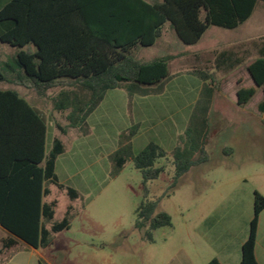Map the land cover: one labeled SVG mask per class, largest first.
Listing matches in <instances>:
<instances>
[{"label": "trees", "instance_id": "trees-1", "mask_svg": "<svg viewBox=\"0 0 264 264\" xmlns=\"http://www.w3.org/2000/svg\"><path fill=\"white\" fill-rule=\"evenodd\" d=\"M259 2L264 0H10L0 9V23L11 26L0 41L16 48L15 62L21 73L10 80L27 81L40 93L58 82L67 81L74 89L63 90L54 99V108L68 111L69 128L84 131L89 116L112 90H124L129 98L135 95L160 94L173 78L166 55L151 61L132 56L137 47H152L161 39L169 25L177 38L187 46L199 43L210 27L234 30L246 23ZM256 58L249 63V76L264 94V40L256 46ZM225 57L228 63L218 61ZM229 51L218 55L215 71L229 72L246 62ZM209 81L201 89L202 98L186 129L171 153L177 182L193 167L207 159L210 137L208 111L215 90L214 75L198 69L193 71ZM8 77L0 70V82ZM256 88H241L237 104L246 106L256 95ZM264 113V100L258 104ZM49 127L40 114L15 90H0V227L13 237L3 239L4 250L17 245L18 238L34 249L52 244V234L70 229L72 206L59 222H53L57 201L44 203L50 195L47 185L65 191L70 200L79 198L72 187L59 182L57 159L66 146L56 137L47 151ZM139 131L135 124L119 135V147L109 156L112 176H118L128 161L141 172L144 180V202L136 211L135 226H149L153 232L170 227L171 217L157 212L158 202L150 201L147 183L165 172L155 167L167 152L156 142H150L137 155L132 152V140ZM63 133H66L62 130ZM264 210V197L255 192L254 217L250 233L242 248L241 264H259L255 256L257 225ZM46 224H50L47 228ZM149 232V233H150ZM150 237V234H148ZM43 264V263H41ZM207 264H221L216 258Z\"/></svg>", "mask_w": 264, "mask_h": 264}, {"label": "rangeland", "instance_id": "rangeland-1", "mask_svg": "<svg viewBox=\"0 0 264 264\" xmlns=\"http://www.w3.org/2000/svg\"><path fill=\"white\" fill-rule=\"evenodd\" d=\"M262 40L264 2H259L253 16L238 28H211L204 37L205 48L247 50V55L244 54L247 62L229 73L200 68L215 75L219 81L218 84L214 81L216 90L209 112L210 137L206 148L209 158L175 182L173 158L165 145L167 159H160L155 164L157 168L166 167L165 172L158 179L149 181L147 188L148 199L159 203L156 213H167L172 225L153 232L149 231V226L141 230L135 226L136 211L145 200L141 172L130 160L122 172L113 177V164L108 157L118 149L119 135L137 123L139 102L129 98L123 90L109 91L104 106L97 107L89 116L84 131L69 128L68 111L55 110L54 99L61 91L74 87L61 81L40 93L27 81L13 83L15 80L9 79L12 72L21 73L15 62L16 49L0 42V49L9 50L0 54V70L8 77V81L0 82V90H16L40 112L49 127L48 152L54 137L63 141L67 151L58 158L56 174L60 183L80 193V198L72 202L66 192L47 185L53 191L47 200H57L54 222L62 220L68 206H73V211L70 229L52 235L51 246L40 250L43 264H206L216 256L202 239L203 228L212 221L218 233L227 223H242L245 213L231 208H239L241 202L246 205L253 188L264 194V114L257 109L264 94L262 88L253 83L246 66L256 58V46ZM162 41L152 47L139 46L132 51V56L142 61L165 56L169 49ZM170 71L173 78L165 85L166 96L160 98L165 101L155 98L147 101L149 111L157 108V113L141 111L146 118L144 123L140 122V135L132 141L134 155L150 142L158 141L151 133L161 128L155 126L161 121L160 116L182 104L178 95L183 98L185 95L187 112L189 105L195 106L194 101L202 98V87L194 83L197 79L190 77L191 67L171 63ZM236 81L241 83L236 84ZM241 88L257 90L244 107L236 103ZM111 100L114 101L109 103ZM178 135L186 138V131ZM80 144L86 146L76 151L75 147ZM225 148L232 149L233 153L229 154ZM5 238L0 228V249ZM21 248L20 245L4 250L2 255H21L9 264H17L20 257L29 261L27 264H37L36 255L29 251L18 252Z\"/></svg>", "mask_w": 264, "mask_h": 264}, {"label": "crops", "instance_id": "crops-1", "mask_svg": "<svg viewBox=\"0 0 264 264\" xmlns=\"http://www.w3.org/2000/svg\"><path fill=\"white\" fill-rule=\"evenodd\" d=\"M9 1L10 0H0V9H2V7L5 6ZM10 26H11V23H9V22L0 23V36ZM211 28H218V27H210L207 30V32ZM207 32L204 34V36L199 41V43H197L196 45H193V46H187V45H184L177 38L175 32L171 29V27L169 25H166L164 32H163V35H162L161 39H159V40H163L162 42H164L165 47H167L169 49L168 54H165V56L171 55L174 57L173 60L170 62V66H171V63H173V64L177 63L178 65H185V67H191V71L189 74H191L192 76L190 75V77L197 79L198 82H194V83L199 84L201 87H203L204 84H209V81L208 80H206V81L202 80L197 75H195L193 73V71L198 70L200 68L212 69V71H215L214 70L216 67L215 62H217V58H218V55L220 53L225 52V51H229L233 55V58H231L232 60L230 61V63H233L236 59H246V62H247V58H246L247 50H245V51H241V50L233 51L230 49L218 50L214 47L213 48H210V47L205 48L203 46V43H204V37L206 36ZM2 44H4V43H2ZM5 45L11 47L8 44H5ZM11 48H14V47H11ZM8 51L9 50H7L5 48H1L0 49L1 56L4 53H8ZM17 51H18L17 49L14 51V57L16 56ZM10 53H12V52H10ZM245 53H246V55H244ZM138 60H141V59H138ZM218 61L220 62V65H223L225 63H228L229 59L228 58L225 59V57H223V58H220ZM246 62L235 67L233 70H230L229 72H232L236 69H239L240 67L244 66V64H246ZM248 65H249V63L246 66L248 67ZM170 66H169V68H170ZM215 72L216 73H229V72H217V71H215ZM214 81L216 84H218V82H219L216 80L215 75H214ZM16 82L17 81H15L13 83H16ZM235 83L240 84L241 82L236 81ZM165 96H166L165 88H164L163 92H161L160 94H153V95H148V96L135 95L133 97L134 98L133 100H137L139 102L137 104V108H136V111H137L136 114H138L136 124L141 126L140 122H142V123L145 122L144 120H145L146 116L143 114V112H141L142 109H144V111H145L144 113H146V114H148V113L151 114L153 112L157 113V108L154 111H149L150 105L147 103V101L149 100L148 98H155L158 101H160V100L162 101L163 99H160V98H163ZM128 97H126V98L128 99ZM177 98L181 99L179 101H181L182 104H179V106L175 110L166 112L164 115L160 116L161 121L157 122V124H155V126H161V128L157 132L151 133V134H153L154 139H158V141L156 143H158L163 149H165L164 147L166 145V147H167L166 150L171 151V153L178 143V139L180 137L178 134H181L183 131L184 132L186 131V129L189 126V123L191 122V119L193 117V112L195 110V107L199 102V100L198 101L195 100L193 103L195 106L190 107V105H189V110L187 112L186 111L187 106L185 105V103H186L185 95H184V98L180 95H178ZM104 100L98 106L99 109L102 108V106H104V103L106 101V100L105 101ZM113 101L114 100H111L109 103H112ZM163 101H165V100H163ZM236 103H237V96H236ZM151 106H154V105H151ZM210 109H211V107H210ZM209 112H210V110L208 111V114H207L208 121H209ZM210 124L211 123L209 121V128H210ZM137 135L139 136L140 132H138ZM137 135L133 138L132 141H134V140H136V138H138ZM54 138H56V137H54ZM85 146H86V144L85 145L84 144L77 145L75 147V150L76 151L82 150ZM116 150H114L113 152H115ZM224 150H227L229 154L233 153L232 149L225 148ZM66 151H67V148H66L65 152ZM206 152H207V149H206ZM112 153H110L109 156ZM208 158H209V156L207 153V159L203 163H206ZM57 161H58V159H57ZM203 163H201L199 165H202ZM56 165H57V163H56ZM199 165H197V166H199ZM61 184H63V183H61ZM52 186L57 188L54 185H52ZM73 189H75V188H73ZM49 190H50V195L43 198L44 203H50L52 201H57L55 199L47 200V198L52 197L53 191L51 188H49ZM75 190L78 192L77 189H75ZM59 191H61V190H59ZM255 192H258L259 194H261L264 197V194L262 192L253 188V189H251L250 195L247 198L246 205H242V202L239 201V202H241L239 204V205H241L239 208L236 206H233V208H231V210H233V211L245 213V217H244L242 223H239L238 221H234V223H231V222L227 223L223 226L222 231L217 233L215 230V226H214L216 224H214L211 221L210 224L209 225L207 224L203 228V230L201 231V236H202V239H204V243H205L206 247L213 249L214 252L216 253V256L211 258L210 260L216 258L221 264H241V262H242V248H243L244 243L247 241V239L249 237L250 224H251V221L254 217ZM78 195L80 198L79 192H78ZM78 199L72 200V202H75ZM72 208H73V206H72ZM53 222H54V220H53ZM46 227L49 228L50 224L49 225L46 224ZM3 232H4L6 237H13L9 232H7L4 229H3ZM57 234H59V233H57ZM57 234H52V235H57ZM220 236H222V238H219ZM223 236H227V237L225 239H223ZM14 238L17 240L16 246H20V245L22 246V248L19 249L18 252H20V251L21 252L22 251L23 252L24 251L32 252L36 255L37 264L43 263L42 262L43 256L40 253L41 249H34L33 247L27 245L25 242L21 241L20 239H18L16 237H14ZM15 247L8 249V251L14 249ZM18 256H21V255L15 254L14 256L4 257L1 253L0 254V264H9L11 261H14L16 257L18 258ZM255 256H256V260L259 264H264V210L261 212V214L259 216L258 225H257V241H256V247H255ZM28 262L29 261H26L25 259H22L20 257V259H18L17 264H27ZM208 262H206V264ZM29 264H32V263H29Z\"/></svg>", "mask_w": 264, "mask_h": 264}, {"label": "water", "instance_id": "water-1", "mask_svg": "<svg viewBox=\"0 0 264 264\" xmlns=\"http://www.w3.org/2000/svg\"><path fill=\"white\" fill-rule=\"evenodd\" d=\"M253 81V80H252ZM253 83H254V81H253Z\"/></svg>", "mask_w": 264, "mask_h": 264}]
</instances>
